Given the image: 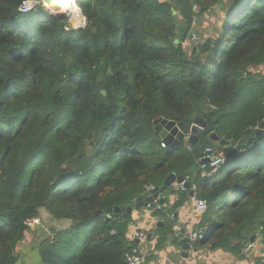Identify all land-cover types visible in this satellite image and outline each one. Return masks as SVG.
<instances>
[{"label":"trees","instance_id":"trees-1","mask_svg":"<svg viewBox=\"0 0 264 264\" xmlns=\"http://www.w3.org/2000/svg\"><path fill=\"white\" fill-rule=\"evenodd\" d=\"M22 1L0 0V264L17 263L35 217L77 221L41 242L39 264H128L131 215L115 208L173 172L208 202L199 245L241 257L264 220V134L220 146L226 160L210 177L200 161L211 132L238 141L264 121V73L253 71L264 66V0H73L87 17L78 28ZM211 9L217 30L190 42ZM161 116L208 127L191 149L163 145Z\"/></svg>","mask_w":264,"mask_h":264},{"label":"crops","instance_id":"crops-1","mask_svg":"<svg viewBox=\"0 0 264 264\" xmlns=\"http://www.w3.org/2000/svg\"><path fill=\"white\" fill-rule=\"evenodd\" d=\"M255 74L264 73V66H259L253 70ZM179 191L176 185H171L164 193L160 195L165 199L162 208L159 213H155L156 210H138L135 209L131 213L130 230L133 225L137 227H143L147 230V238L140 242L141 248L145 253L144 264H256L257 261L264 260V244L261 242V237L255 240L253 247L244 249L242 256H236L230 251L225 249H218L216 251L209 250L201 247L200 241H192V249L188 250L189 256L181 254V239L178 234L175 233L177 226L173 224V233H164L169 222L168 217H164L163 214L175 203L179 196ZM178 212V221L182 222L186 227L187 234L190 235L191 231L197 229V224L200 219V215L194 210L193 205L188 198L181 203L175 210ZM172 218V217H171ZM50 218L44 219V225H49ZM49 222V223H48ZM162 222L163 224L158 225ZM131 232V231H130ZM48 236V235H47ZM45 236V237H47ZM130 236V234H129ZM42 236L38 232V236H30V232L26 234V238L21 242L27 240L26 248H36L38 244H41ZM30 238V239H29ZM40 247V245H39ZM39 247L36 251L40 253ZM197 247L198 250H195ZM20 244L18 245V250ZM39 260L36 263L39 264Z\"/></svg>","mask_w":264,"mask_h":264},{"label":"water","instance_id":"water-1","mask_svg":"<svg viewBox=\"0 0 264 264\" xmlns=\"http://www.w3.org/2000/svg\"><path fill=\"white\" fill-rule=\"evenodd\" d=\"M50 2V0H46ZM80 13L83 17V23L79 26H74L75 28L83 27L87 23V17L84 15L83 10L80 8ZM61 17H65L70 21L69 17L66 15H59ZM155 130L158 132L163 140L164 145H179L182 141L187 140L191 145H195L199 137L208 127L207 121L203 117H197L194 121L189 125L186 122H180L173 119H168L165 117H159L155 120ZM264 134V121L261 123L259 128L253 130L250 134L245 135L242 139L238 141L228 140L220 135H218L215 131L210 133V138L212 141L216 142L219 146H222L225 150L230 151L235 148H243L248 146L250 141L255 138H259ZM208 158H203L202 163L208 162ZM185 180V177L182 175L177 176L176 173L169 174L161 187H155L152 190H147L143 194L139 195L137 199L126 207H116L115 212L121 217H127L131 215L133 210H152L155 206V200H159L161 204L165 202L163 197H160L162 193H164L171 185L175 182H181ZM186 184L189 185V181L186 180ZM193 194V191H190V195ZM178 212H174L173 217L171 219V223L174 226H177L176 234L179 235L182 243L181 254L184 256H189L187 253L188 250L192 249V237L187 234L186 227L182 222L178 221ZM49 225H44V221L42 220L40 223L34 226V229L39 232V234L43 236L54 235L59 231H65L70 229L74 224H77V221H74L70 218H54L50 221ZM163 224L162 222L158 223V225ZM261 237V242L264 244V220L263 225L260 231L252 235L250 238V242H255V240ZM195 250H198L195 247Z\"/></svg>","mask_w":264,"mask_h":264},{"label":"built area","instance_id":"built-area-1","mask_svg":"<svg viewBox=\"0 0 264 264\" xmlns=\"http://www.w3.org/2000/svg\"><path fill=\"white\" fill-rule=\"evenodd\" d=\"M40 5H44V0H24L20 5V10L22 12H29L33 9L39 8ZM213 108H216L213 106ZM259 128V125L255 127H251V131L256 130ZM164 145V143H163ZM189 149H191V144L188 143ZM203 158H208V162L202 163ZM226 157L224 155H220L213 149L212 147H207L204 151L203 157L200 161L201 167V177L207 178L216 174L222 165L225 163ZM186 180L181 182H175L173 185L177 186L178 190L181 191H193V194L190 195L189 192V199L193 205L194 210L201 216L208 210V202L206 199L198 196L197 188L198 185L196 183L187 185ZM155 186L150 185L147 186V190L154 189ZM155 210H160L162 208L161 203L159 200H155V206L153 207ZM173 217V214L171 215ZM40 222L39 217H35L27 222V224L31 227L35 226ZM129 240L131 242V248L126 253V259L128 264H144L145 261V253L144 250L140 246V242L147 238V230L143 227H137L135 225L132 226L130 230ZM190 236L192 237V241H198L204 237V230L203 228H197L191 231ZM255 242H249L248 247H253Z\"/></svg>","mask_w":264,"mask_h":264},{"label":"rangeland","instance_id":"rangeland-1","mask_svg":"<svg viewBox=\"0 0 264 264\" xmlns=\"http://www.w3.org/2000/svg\"><path fill=\"white\" fill-rule=\"evenodd\" d=\"M74 1H75L74 3H76V0H74ZM59 2H60V6H61L59 8V10H62L64 13V14H60V15H66L69 17V19H70L69 25H72V26H75L78 24L80 25V23H79L80 21H82V23H83V17L80 13V7L76 4L78 9H79L78 15H77L78 19H77V16H76L77 12L75 13L76 9L74 8L73 0H71V1L70 0H60ZM48 3L49 2L44 0L43 6L46 7L50 13L55 14V12H53L52 10H50L48 8V6H47ZM56 10H58V9H56ZM221 17H222L221 12L219 10L215 11L213 9L196 15L195 20L192 23V25L188 31V33H189V35H191V39H192V41L190 40V42L204 43L206 41V39L217 30V28L221 22ZM183 45H185L186 47H188V49H190L188 41H185ZM261 74H263V73L261 72V73H258L256 75H261ZM255 126H249L248 129L250 130L251 127H255ZM209 142H212L213 144H215V151L217 153H219L220 155H222L221 154V153H223L222 148L220 146L218 147L216 145V143H214L213 141L209 140L208 137H206L204 139V143H209ZM43 213H44V211H43ZM39 219L41 222L42 220L40 217H39ZM50 221L51 220H49V222ZM33 235L38 236V231L35 230L34 227L30 231V236L32 237ZM52 237H53V235H48L47 237L43 236L40 239H42V241L53 240ZM27 244H28L27 240L23 243H20V248L18 250L19 258H18V261L16 264H32V263H36L38 260H40V253H38V251H36L40 244H38L36 246V248H35V246H34V248H30V247L26 248ZM40 248L41 247H39V250H40ZM73 252H74V250L71 251V253H73Z\"/></svg>","mask_w":264,"mask_h":264},{"label":"bare ground","instance_id":"bare-ground-1","mask_svg":"<svg viewBox=\"0 0 264 264\" xmlns=\"http://www.w3.org/2000/svg\"><path fill=\"white\" fill-rule=\"evenodd\" d=\"M60 0H50V2L48 3L50 6V10H52L54 12L53 9H58L57 13H55L56 15H60V14H64L62 10H59L60 6ZM72 5V4H71ZM82 21H80V25H81ZM76 26V25H75Z\"/></svg>","mask_w":264,"mask_h":264},{"label":"clouds","instance_id":"clouds-1","mask_svg":"<svg viewBox=\"0 0 264 264\" xmlns=\"http://www.w3.org/2000/svg\"><path fill=\"white\" fill-rule=\"evenodd\" d=\"M46 79H50V77H46ZM64 98L62 97V100H63ZM187 144H188V142H187V140H184ZM190 144V143H189ZM34 227V226H33Z\"/></svg>","mask_w":264,"mask_h":264}]
</instances>
